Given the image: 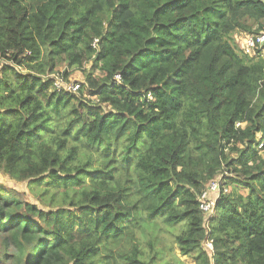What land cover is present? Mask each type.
I'll use <instances>...</instances> for the list:
<instances>
[{
	"label": "trees",
	"instance_id": "trees-1",
	"mask_svg": "<svg viewBox=\"0 0 264 264\" xmlns=\"http://www.w3.org/2000/svg\"><path fill=\"white\" fill-rule=\"evenodd\" d=\"M237 32L264 0H0V171L50 193L0 185V264H264V57Z\"/></svg>",
	"mask_w": 264,
	"mask_h": 264
},
{
	"label": "rangeland",
	"instance_id": "rangeland-1",
	"mask_svg": "<svg viewBox=\"0 0 264 264\" xmlns=\"http://www.w3.org/2000/svg\"><path fill=\"white\" fill-rule=\"evenodd\" d=\"M254 25L255 24H253L252 27H255ZM247 34L248 33H239V32L235 33L234 34L235 43L240 47V49H242L244 52H246L250 55H253V56L259 55V56L264 57V45L258 49L260 52L248 49L243 45L245 40H246ZM4 62H5L4 60H0V68ZM88 67H89V64L85 65L84 69H88ZM65 69L66 68H65L64 64L58 67V70L61 72L64 71ZM69 78L71 80L83 82L84 75L79 70H72L70 72ZM260 153L264 157V150L261 151ZM219 176L221 177V174ZM0 185L5 187L9 191H11V190L13 192L15 191L21 198L25 199V201H27L29 203L35 204V205H37L40 208L45 209V210L49 209L48 206H49V195H50V193L44 192V189L41 185L39 187L33 186L35 189V191H33L30 189V185H28L27 182H15V181L9 179L1 171H0ZM227 189H228V187H227ZM229 191H230V189H229ZM183 230H184V226L182 224L173 225L170 228L165 227L164 230L161 231V233H160L163 244L166 245V247L168 248V244H170L173 234L180 233ZM174 252L176 254H178V250L176 248L174 249ZM181 259L186 264H192V262H191L192 260L187 258V257H182Z\"/></svg>",
	"mask_w": 264,
	"mask_h": 264
},
{
	"label": "built area",
	"instance_id": "built-area-1",
	"mask_svg": "<svg viewBox=\"0 0 264 264\" xmlns=\"http://www.w3.org/2000/svg\"><path fill=\"white\" fill-rule=\"evenodd\" d=\"M264 44V34H258L256 36H247L246 40L244 42V46L248 49L254 50L261 48V46ZM114 79L118 81L120 79L119 75H115ZM60 79L57 78L55 82V87L60 88L62 86ZM66 85L67 89L70 91H75L76 88L78 87V84H64ZM148 99H151V96L148 94L147 95ZM224 193L227 192V189L224 188L222 189ZM220 185H219V180H212L209 182L207 185L206 189L200 194L198 197V204H199V209L202 212L204 216L205 222H207L208 218L213 214L214 207H215V201L220 195ZM205 250H207L209 253L212 252L213 246L210 241H206L204 244Z\"/></svg>",
	"mask_w": 264,
	"mask_h": 264
}]
</instances>
